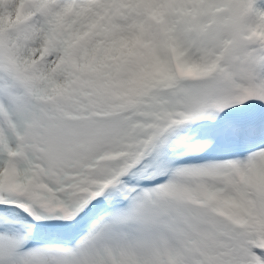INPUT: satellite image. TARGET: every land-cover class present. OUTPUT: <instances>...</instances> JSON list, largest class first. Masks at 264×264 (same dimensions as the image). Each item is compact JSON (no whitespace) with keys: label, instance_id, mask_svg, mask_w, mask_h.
Instances as JSON below:
<instances>
[{"label":"snow or ice","instance_id":"1","mask_svg":"<svg viewBox=\"0 0 264 264\" xmlns=\"http://www.w3.org/2000/svg\"><path fill=\"white\" fill-rule=\"evenodd\" d=\"M0 264H264V0H0Z\"/></svg>","mask_w":264,"mask_h":264}]
</instances>
